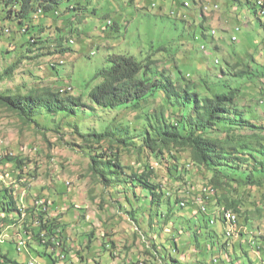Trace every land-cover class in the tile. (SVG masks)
I'll use <instances>...</instances> for the list:
<instances>
[{
    "label": "rangeland",
    "instance_id": "rangeland-1",
    "mask_svg": "<svg viewBox=\"0 0 264 264\" xmlns=\"http://www.w3.org/2000/svg\"><path fill=\"white\" fill-rule=\"evenodd\" d=\"M184 2L189 7H184ZM255 2L256 0H250V4H246L245 0H64L58 7L60 16H37L33 23L42 24L44 34L40 37L45 42L35 45L30 51L22 47L21 43L27 37L22 36L15 22H2L0 74L20 57L21 63L12 80L0 83V92H12L22 85L28 88L46 86L63 91L70 88L71 91L67 90L69 94L86 98L99 83L94 79L97 72L109 67L108 58L111 55H129L139 61L150 57L157 63L151 68L154 76L159 72H166L173 78L176 71L180 70L188 80L198 81L206 76L210 82L219 78L231 84L234 80L231 77L236 72L243 68L251 70L259 77L253 81L239 82L238 107L246 116L263 119L264 106L259 105V100L264 98V16L254 15L251 6ZM69 5L84 7L86 11L80 13L74 21L73 12L64 13ZM214 6H217V10L212 11ZM206 7L208 10H205ZM236 27L240 28L239 32H235ZM58 28L62 29L61 33H58ZM210 30L216 31L214 38L207 35ZM57 35L66 40V53L55 54L53 40ZM233 36L237 37V43L231 41ZM236 64L239 67H234ZM220 69L225 70L228 77L221 74ZM237 85L238 82L233 81L232 86ZM161 106V95H158L152 104L143 106L138 111L93 107V110L88 111L82 109L74 118L65 120L60 116L52 119L43 112L36 118L38 126L31 124L25 127L0 109V151L12 152L26 164L19 175L21 180L16 179L17 173L8 166L3 167L0 170V190L14 186L12 195L19 200L20 206V199H23L21 191L24 188L19 182H25V188L29 189L26 190L27 198L31 202L39 194L43 195L40 196L43 200L46 198L49 216H59L58 221L64 227L62 241L73 250L67 251L65 264H94V259L100 264L140 262L147 260L145 249L153 250L152 247L155 246L164 253L162 244L166 248L165 254H171L179 262L177 264H197V260L201 262L199 264H212V259L218 257L219 252L207 251L206 245V248L202 245L198 252V247L194 249L193 246L194 239L191 237L190 240L187 234L181 233L180 227L184 223L186 210L173 207L169 215V227H166L158 219H150L146 212H141L140 207H146L147 204L141 189L124 182L125 179L130 182L125 174L141 172L145 164L151 163L161 189L167 192L173 185L163 166H156L149 152L142 147L141 137H138L147 124L146 117L155 111L159 112ZM113 119L116 122L111 126ZM254 120L252 118V122ZM76 125L78 127L74 129ZM125 126H128L131 136H134L132 144H118L115 140L119 136L114 135L109 142L95 148L108 156L117 152L119 164L124 169L119 173L120 177L112 176L114 187L110 183L104 188L88 172V154L91 151L82 144L77 132L99 133L106 127L115 132L116 128ZM186 156V153L181 154L179 166L187 164ZM110 158L113 159L111 156ZM172 164L167 163L169 167ZM198 175L192 169L185 177L198 188L203 184ZM240 191L244 193L247 211L253 212L255 205L264 210V187L262 190L243 188ZM25 199L26 197L22 201ZM132 207L136 208L137 222L129 219L128 212L134 209ZM163 209H159L162 216L165 214ZM250 218L252 224L249 227L243 228L241 224L238 226V231L245 235V239L233 236L230 245L235 246V251L230 253L231 256L229 252L223 253L228 261L231 257L232 264H261V259L264 258V253L258 257L256 250H251L248 245L250 234L257 232V229L264 235V211L259 215L253 214ZM0 227L4 228H1L2 235L7 236L6 243H0V254L11 260L12 263L9 264H28L31 260L36 264H54V252L37 244L31 235L24 236L28 249H22L19 253L16 251V242L12 236L24 227V219L9 227ZM172 229L170 234L169 230ZM215 230L219 238L224 240L222 225L217 224ZM89 236V249L80 248L82 242L84 247L88 245ZM171 237L178 239L180 253H172L169 244ZM199 239L203 243L202 237ZM110 242L114 244V250L120 252V259H112L109 252L102 248V243ZM53 251L57 254V250ZM74 251H79L80 254ZM217 261L215 264H231L222 263L219 259Z\"/></svg>",
    "mask_w": 264,
    "mask_h": 264
},
{
    "label": "trees",
    "instance_id": "trees-1",
    "mask_svg": "<svg viewBox=\"0 0 264 264\" xmlns=\"http://www.w3.org/2000/svg\"><path fill=\"white\" fill-rule=\"evenodd\" d=\"M63 1L0 0V27L3 26L2 22H15L22 36L27 37L21 43L22 47L30 51L35 45L45 42L40 37L44 34L42 24L36 25L33 22L37 16H60L58 7ZM249 1L246 0V4H250ZM251 7L252 10L255 9L254 5ZM85 11L84 7L69 5L64 13L73 12L74 21H76L80 13ZM57 31L61 33L62 29L58 28ZM53 41L55 54L67 52L64 48L66 40L62 36H55ZM20 58L3 70L0 74V83L14 78L17 66L21 63ZM108 61L109 67L95 75L94 79L99 83L92 88L86 98L73 96L67 90L46 86L28 88L22 85L12 92H0V109L24 127L31 124L38 126L36 118L43 112L52 119L60 116L65 120L74 118L82 109L88 111L93 110V107L102 110L128 108L138 111L142 110L143 106L152 104L158 95H161L162 106L159 112L155 111L146 117L147 124L138 137H141L142 147L149 152L156 166H163L166 176L173 185L167 192L161 189L151 163L145 164L141 172L125 174L130 182L126 179L124 182L132 186L137 185L141 189L147 202L146 207L143 205V208L140 207L141 212H146L150 219H158L166 227H169V215L173 207L186 210L187 214L184 216L180 231L187 234L190 240L191 237L194 239V249L198 247V252H200L202 245H206L207 251L219 252L218 257L215 256L212 259V264H215L217 259L222 263L232 264L230 253L236 248L230 245V239L226 237V234L236 232L244 240L245 235L238 231V226L241 224L243 228L249 227L252 224L250 216L259 215L264 211L256 205L253 212L247 211L244 193L240 191L243 188L262 190L264 187V116L263 119L258 116H246L238 107L239 82L253 81L259 76L243 68L232 77L230 76L234 78L233 81L238 82L237 87H233V81L230 84L219 78L212 82L207 80L206 76L198 81L188 80L180 70L176 71L173 78L166 72H159L154 76L151 74V68L157 63L150 57L139 61L129 55H111ZM234 67H239V65L236 64ZM220 73L228 77L225 70L220 69ZM262 75L264 76L263 73ZM87 103L92 106H88ZM259 105L264 106V98L259 100ZM252 118H255L253 122ZM115 122L116 120L113 119L111 126L115 125ZM77 127L78 125L74 129ZM77 135L81 138L82 144L91 151L88 154L90 175L104 188L110 183H112L110 186L114 187L115 182L112 176L120 177L119 173L124 170L119 164L118 154L115 152L108 156L102 150H95V148L102 143L109 142L114 135L119 136L115 140L116 143L129 146L133 143L134 136L129 133L128 126L116 128L115 132L112 128L106 127L99 133L91 131L80 134L77 132ZM182 153L187 154L185 158L187 164L179 166ZM110 156L113 159H109ZM169 162L173 163L171 167L167 165ZM24 165H26L24 161L12 152L1 154L0 170L8 166L17 173L16 179L18 180H21L19 175L23 172ZM192 169L203 181L198 188L195 187V183H191V180H186L185 177L186 173ZM19 183L24 188L20 190L23 198L20 199L22 206L19 205V200L12 195L15 191L12 190L14 186L0 190V226L5 227L24 219L21 232L28 236L27 234L33 231L30 233L32 239L46 250L51 247L55 248V243L60 241L59 248L64 257L62 264H65L67 251H71L72 248L62 241L64 227L58 221L59 216L55 218L49 216L48 209L47 211L44 209L47 207V200L40 197L43 195L39 194L38 198L35 197L31 202L27 198L26 190L29 189L25 188V182ZM204 189L207 190L206 193H203ZM28 195L31 197L30 193ZM25 197V201H22ZM39 200H43L41 207L36 205ZM119 208L123 210L122 206ZM159 209L165 211L164 216L161 212L159 213ZM226 211L237 216L236 223H229L225 220L223 213ZM128 213L129 219L137 222L136 208ZM217 224L222 225L224 240L217 235L215 230ZM1 228L3 227H0V233ZM169 231L171 234L173 229ZM259 231L257 229V232ZM201 237L204 244L199 239ZM253 237V235L250 236L248 245L251 250H256L258 257H261L264 253V235H255L254 239ZM90 239L89 236L88 245L84 247L82 242L79 247L88 250ZM109 244L111 248L106 247L107 243H102V248L108 251L110 257L114 259L116 257L112 254L114 244L112 242ZM169 244L172 253H180L176 237H171ZM241 245H239L240 248ZM161 248L164 253L157 250L155 246L152 247L153 250L145 249L144 255L147 260L140 262L137 260L129 264L179 263L172 258L171 254L169 256L165 254L166 248L163 244ZM241 251L245 255L242 249ZM74 252L80 254L79 251ZM228 252L229 261L223 254ZM52 260L53 263H57L55 257ZM9 263H12L11 260L6 255L0 254V264ZM199 263L201 262L197 260V264ZM94 264H100V262L94 259ZM261 264H264V258L261 259Z\"/></svg>",
    "mask_w": 264,
    "mask_h": 264
},
{
    "label": "clouds",
    "instance_id": "clouds-1",
    "mask_svg": "<svg viewBox=\"0 0 264 264\" xmlns=\"http://www.w3.org/2000/svg\"><path fill=\"white\" fill-rule=\"evenodd\" d=\"M246 1V0H245ZM250 2V1H249ZM254 5V7H255V9L253 10L254 11V15H256V16H258V17H262V16H264V0H256V2H255V4H253ZM183 6L184 7H189V4L187 3V2H184L183 3ZM205 10H208L207 9V7L205 8ZM215 10H217V6H214L213 7V10L212 11H215ZM40 12V11H39ZM259 20V19H258ZM260 22V21H259ZM108 25H110V23L108 22ZM260 25H262L263 26V24H261V22H260ZM235 32H239L240 31V28L239 27H236L235 29ZM215 34H216V31L215 30H210V31H208L207 32V35H209L210 37H212V38H214V36H215ZM231 41L232 42H234V43H237L238 42V39H237V37L236 36H233L232 38H231ZM203 47V46H202ZM204 48V47H203ZM67 90H69V91H71V89L70 88H67ZM224 214V213H223ZM237 217V216H236ZM11 225H14V224H11ZM7 226H10V225H7ZM6 226V227H7ZM5 227V228H6ZM4 229V228H3ZM231 234V233H230ZM227 235V234H226ZM237 233L235 232V233H233V234H231V235H227L226 237L227 238H229V239H231L233 236H236L237 237ZM251 235H253L254 237H255V235H257V236H261V233L260 232H254L253 234L251 233L250 234V236ZM32 236V235H31ZM13 237V236H12ZM254 237H253V239H254ZM32 238V237H31ZM14 239V238H13ZM12 239V240H13ZM7 240V239H6ZM5 240V241H6ZM15 240V239H14ZM2 242V243H6V242ZM16 242V241H15ZM1 243V242H0ZM108 245H106V247L107 248H111V245L109 244V243H107ZM27 249H28V245H27ZM16 251H17V249H16ZM19 253V252H18ZM119 251H117V250H114L113 252H112V254L114 255V256H116L115 258H119L120 256H119ZM114 258V259H115ZM120 259V258H119ZM34 261V260H33ZM118 261V260H117ZM35 262V261H34ZM36 263V262H35ZM54 264H56V263H54Z\"/></svg>",
    "mask_w": 264,
    "mask_h": 264
},
{
    "label": "built area",
    "instance_id": "built-area-1",
    "mask_svg": "<svg viewBox=\"0 0 264 264\" xmlns=\"http://www.w3.org/2000/svg\"><path fill=\"white\" fill-rule=\"evenodd\" d=\"M1 154L2 153L0 152V157H1ZM36 205H39V207H41V205L43 206V200H39L36 203ZM44 209L47 211V208H44ZM202 210H204V208H202ZM233 223H236V220H233ZM24 236L25 235H20V237H13L15 239V241H16L17 252H21L22 249H26L27 250V243H26V241L24 239ZM5 240L6 239H0V242L2 243ZM50 251H51V253H53L52 250H50ZM54 256L57 259V263L56 264H62L63 263L62 260H64V257H63V254H62L61 250H60V252H57V254H55V252H54ZM28 264H36V263L33 260H31V261H29Z\"/></svg>",
    "mask_w": 264,
    "mask_h": 264
},
{
    "label": "bare ground",
    "instance_id": "bare-ground-1",
    "mask_svg": "<svg viewBox=\"0 0 264 264\" xmlns=\"http://www.w3.org/2000/svg\"><path fill=\"white\" fill-rule=\"evenodd\" d=\"M207 192V190L206 189H204L203 190V193H206ZM26 195V194H25ZM24 195V196H25ZM182 206H183V204H182ZM19 207V206H18ZM224 217H225V220L227 221V222H229V223H233V220H236V216H235V214H233L232 212H230V211H226L225 213H224ZM234 224V223H233ZM232 225V224H231ZM11 226V225H10ZM7 227H9V226H7ZM230 227V226H229ZM28 233V232H27ZM20 235H24L21 231L20 232H18V233H16V234H14V236L13 237H20ZM27 235H31V234H27ZM227 235L229 236L230 235V232H228L227 233ZM1 237H4V239H7V236L6 235H2V233H0V238ZM60 241H58V242H56L55 243V248H53V247H51L50 248V250H52V252H56V251H53V250H57V252H60Z\"/></svg>",
    "mask_w": 264,
    "mask_h": 264
}]
</instances>
